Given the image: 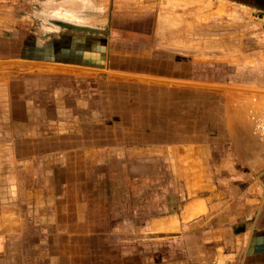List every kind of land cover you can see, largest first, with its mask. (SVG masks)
I'll return each instance as SVG.
<instances>
[{"label":"crops","instance_id":"0c3cea01","mask_svg":"<svg viewBox=\"0 0 264 264\" xmlns=\"http://www.w3.org/2000/svg\"><path fill=\"white\" fill-rule=\"evenodd\" d=\"M14 26L0 3V264H264V142L248 120L262 99L205 89L219 125L214 109L168 107L169 87L202 83L198 50ZM103 73L146 96L129 114L146 137L125 151L119 127L107 148L90 113L65 120L60 94Z\"/></svg>","mask_w":264,"mask_h":264},{"label":"rangeland","instance_id":"374dc122","mask_svg":"<svg viewBox=\"0 0 264 264\" xmlns=\"http://www.w3.org/2000/svg\"><path fill=\"white\" fill-rule=\"evenodd\" d=\"M167 1L0 0V3L4 4L10 25L24 27L42 36L46 35L44 31L52 34L61 32L46 23L50 16L76 25L97 27L101 37L116 49H147L151 45H162L193 49L196 52L198 50L197 55L201 61L200 66L193 68V77L202 83L186 84L191 89L187 87L184 92L181 89L176 92V89L169 87L168 107L174 106L176 100L183 99L185 106L194 104L195 108L201 110V114L206 113L207 108L214 109L220 125L222 96L217 94L216 98H212L205 89L233 91L246 96L251 102L255 103L259 99L264 102V12L232 0ZM59 2L70 3L72 9L54 11V3L59 7ZM26 7L31 10L30 14L25 12ZM138 36L140 39H136ZM103 75L123 81L118 83L95 79L89 84L76 82L72 91L60 94L66 104L65 120L79 123L90 113L91 120L88 122L99 121L106 125L99 143L107 148L116 146L117 137L113 138V134L118 136L119 127L120 142L123 145L121 150L125 151L129 140L137 139L140 142L146 137L143 135L140 138L134 131L130 132L129 123L130 110L144 108L143 100L146 96L138 94L142 100L135 96V86L130 87L128 75ZM150 92L152 94L149 99L152 100L153 96L159 103V94L156 95L153 90ZM204 120L205 116L202 115ZM156 133L160 137L153 140L164 142L178 138L170 132ZM87 135L85 132L84 137ZM107 246L110 249L113 247L112 244Z\"/></svg>","mask_w":264,"mask_h":264},{"label":"water","instance_id":"95a60500","mask_svg":"<svg viewBox=\"0 0 264 264\" xmlns=\"http://www.w3.org/2000/svg\"><path fill=\"white\" fill-rule=\"evenodd\" d=\"M71 2L73 3V1H71ZM58 5H59V7L56 6V3H54L53 7L56 8V9H54V11L59 10L61 8L63 10H67V11L72 9L70 3L59 2ZM46 20H47L46 23L48 25L55 27V28H58L60 31H66V32L77 33V34H82V35L101 36L100 29L97 27H94V26L76 25V24H73L69 21H66V20L61 21L57 17H50V16Z\"/></svg>","mask_w":264,"mask_h":264},{"label":"built area","instance_id":"2783aa9c","mask_svg":"<svg viewBox=\"0 0 264 264\" xmlns=\"http://www.w3.org/2000/svg\"><path fill=\"white\" fill-rule=\"evenodd\" d=\"M248 120L251 123L253 135L258 140L264 142V102L260 105L257 111L248 115Z\"/></svg>","mask_w":264,"mask_h":264},{"label":"trees","instance_id":"16d2710c","mask_svg":"<svg viewBox=\"0 0 264 264\" xmlns=\"http://www.w3.org/2000/svg\"><path fill=\"white\" fill-rule=\"evenodd\" d=\"M243 5L256 8L264 12V0H232Z\"/></svg>","mask_w":264,"mask_h":264},{"label":"flooded vegetation","instance_id":"af4514ba","mask_svg":"<svg viewBox=\"0 0 264 264\" xmlns=\"http://www.w3.org/2000/svg\"><path fill=\"white\" fill-rule=\"evenodd\" d=\"M24 5V8H25V4L23 3ZM18 7V6H17ZM56 9V8H54ZM21 12H24V10H21ZM26 13L30 14L31 13V10H29V7H26V10H25Z\"/></svg>","mask_w":264,"mask_h":264},{"label":"bare ground","instance_id":"6f19581e","mask_svg":"<svg viewBox=\"0 0 264 264\" xmlns=\"http://www.w3.org/2000/svg\"><path fill=\"white\" fill-rule=\"evenodd\" d=\"M163 1L166 2L167 0H163ZM167 3H168V1H167ZM167 3H166V4H167ZM208 6H209V5H208ZM205 7H206V6H205Z\"/></svg>","mask_w":264,"mask_h":264}]
</instances>
